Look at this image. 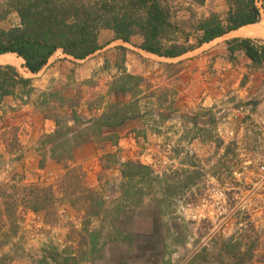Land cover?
Returning a JSON list of instances; mask_svg holds the SVG:
<instances>
[{
	"label": "rangeland",
	"instance_id": "374dc122",
	"mask_svg": "<svg viewBox=\"0 0 264 264\" xmlns=\"http://www.w3.org/2000/svg\"><path fill=\"white\" fill-rule=\"evenodd\" d=\"M174 2L180 22L230 9ZM235 38L264 45L232 32L165 58L104 30L94 55L57 51L39 76L0 64L31 79L0 102V264H264V61L232 55ZM117 113L128 120L92 132ZM68 140L82 142L71 161ZM13 185L51 187L55 200L34 212L18 192L6 218Z\"/></svg>",
	"mask_w": 264,
	"mask_h": 264
},
{
	"label": "trees",
	"instance_id": "16d2710c",
	"mask_svg": "<svg viewBox=\"0 0 264 264\" xmlns=\"http://www.w3.org/2000/svg\"><path fill=\"white\" fill-rule=\"evenodd\" d=\"M1 1L0 19L5 20L9 15L16 14L19 22L9 28L0 26V56L15 54L21 60V66L24 61V68L33 74L42 71L58 50L77 60H85L94 55L102 49L99 37L104 30L112 31L114 40L124 43H131L134 37H141V50L159 57L177 58L261 20L256 0H230V9L225 19L211 12L203 19L182 22L174 21L177 13L174 0ZM191 1L199 6L206 3V0ZM192 35L196 37L195 44L190 43ZM228 45L232 55L243 52L255 65L264 61V45H257L252 39L235 38ZM29 85L31 79L22 76L15 67L0 66V102L7 96H14L19 88H27ZM119 113L110 117L111 121L108 117L95 121L101 131L92 132L105 138L103 127L120 126L128 120L127 115L119 117ZM78 136L79 134L73 135L72 138L79 139ZM69 142L70 140L64 143L68 146L64 150V156L70 154L73 147L82 144L78 141L74 146H69ZM66 158L71 161L74 157L70 154ZM13 187L17 192L4 194L3 214L9 219L17 216L18 192L25 194L23 200L34 212L49 208L55 200L52 193L54 189L51 187ZM97 196L98 194L90 192L92 199L95 200ZM85 201L87 202V198ZM95 204L91 208H95ZM235 260L233 264H245L239 258Z\"/></svg>",
	"mask_w": 264,
	"mask_h": 264
},
{
	"label": "bare ground",
	"instance_id": "6f19581e",
	"mask_svg": "<svg viewBox=\"0 0 264 264\" xmlns=\"http://www.w3.org/2000/svg\"><path fill=\"white\" fill-rule=\"evenodd\" d=\"M233 32L237 33V36L245 38L264 37V23L258 22L256 24L243 26ZM0 64H11L15 67L21 68V60L15 54L0 56Z\"/></svg>",
	"mask_w": 264,
	"mask_h": 264
},
{
	"label": "built area",
	"instance_id": "2783aa9c",
	"mask_svg": "<svg viewBox=\"0 0 264 264\" xmlns=\"http://www.w3.org/2000/svg\"><path fill=\"white\" fill-rule=\"evenodd\" d=\"M258 1L256 0V5L258 6ZM259 8V6H258ZM242 114H244V108L243 107H240L238 110H237V116H241ZM259 173L264 176V162H262L260 165H259Z\"/></svg>",
	"mask_w": 264,
	"mask_h": 264
},
{
	"label": "crops",
	"instance_id": "0c3cea01",
	"mask_svg": "<svg viewBox=\"0 0 264 264\" xmlns=\"http://www.w3.org/2000/svg\"><path fill=\"white\" fill-rule=\"evenodd\" d=\"M233 32V31H232ZM231 33V32H230ZM230 33H228V34H226V35H229ZM226 35H224V36H226ZM59 51H61V52H63L62 50H58V52ZM64 54V53H63ZM66 57L68 56V55H66V54H64ZM68 57H70V56H68ZM71 58V57H70ZM47 66H45L44 67V69L46 68ZM43 71V70H42ZM42 71H40L39 73H37V74H33V73H31V72H29L30 73V75L31 76H39L40 75V73L42 72Z\"/></svg>",
	"mask_w": 264,
	"mask_h": 264
}]
</instances>
